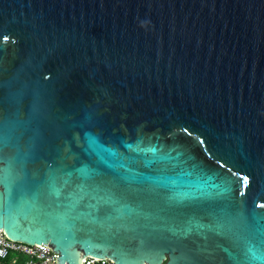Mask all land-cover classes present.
<instances>
[{
  "label": "water",
  "instance_id": "obj_1",
  "mask_svg": "<svg viewBox=\"0 0 264 264\" xmlns=\"http://www.w3.org/2000/svg\"><path fill=\"white\" fill-rule=\"evenodd\" d=\"M0 168L59 264L264 254V0H0Z\"/></svg>",
  "mask_w": 264,
  "mask_h": 264
},
{
  "label": "built area",
  "instance_id": "obj_2",
  "mask_svg": "<svg viewBox=\"0 0 264 264\" xmlns=\"http://www.w3.org/2000/svg\"><path fill=\"white\" fill-rule=\"evenodd\" d=\"M48 244H27L9 239L0 229V264H59ZM81 264H116L109 258L85 256Z\"/></svg>",
  "mask_w": 264,
  "mask_h": 264
},
{
  "label": "snow or ice",
  "instance_id": "obj_3",
  "mask_svg": "<svg viewBox=\"0 0 264 264\" xmlns=\"http://www.w3.org/2000/svg\"><path fill=\"white\" fill-rule=\"evenodd\" d=\"M6 176H5V169L0 168V184L5 183ZM83 199L81 196H72L67 204L57 205L58 208L63 209V211L59 212L55 215V219L57 222L64 226V228L70 231L74 227V221L77 219L85 218V214L78 212V205L80 200ZM3 203V197L0 196V205ZM18 209L23 212H29L36 214V217L40 215L51 216V213L45 212L42 208H40L36 203L32 201H24L20 205L17 206ZM35 218V217H34ZM87 222L88 223H96V218L91 215V213L87 214ZM12 239H22L25 240L27 243H44L45 241L40 239H32L29 238L24 233H17L13 235L9 233ZM249 257L250 259L245 262V264H264V254L257 255L255 250H249ZM67 258V256H66ZM78 257L73 258L72 264H76Z\"/></svg>",
  "mask_w": 264,
  "mask_h": 264
}]
</instances>
